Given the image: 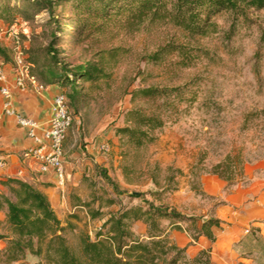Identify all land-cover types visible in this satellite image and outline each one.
Returning <instances> with one entry per match:
<instances>
[{
  "label": "rangeland",
  "instance_id": "obj_1",
  "mask_svg": "<svg viewBox=\"0 0 264 264\" xmlns=\"http://www.w3.org/2000/svg\"><path fill=\"white\" fill-rule=\"evenodd\" d=\"M10 2L26 11L10 23L0 20V62L5 67L13 64L18 51L29 61V46L43 52L55 32L48 12L35 15L33 8L25 9L33 1ZM57 12L64 14L62 7ZM214 23L206 37L146 21L133 28H106L79 44L66 37L58 45L63 62L97 57L109 74L102 88L82 101L71 128L74 141L64 148L65 158L82 164L84 171V186L74 189L59 214L65 225L73 226L66 233L73 249H79L82 236L96 240L110 215L137 205L167 207L199 219V225L201 220L220 218L219 235L231 230L255 235L258 222L264 224V10L239 18L223 13ZM175 46L199 50L200 57L191 67L181 68ZM190 84L188 91L196 93L197 101L182 105L186 111L156 130L153 143L136 149L117 134L130 110L158 113L160 102L133 100L135 91ZM13 129L0 104V147ZM227 167L233 171L231 181L220 176ZM249 196L252 205L246 208ZM5 220L0 212V234L10 236ZM162 224L190 238L194 235L187 221L165 219ZM147 231L145 222L136 223L137 237L145 238Z\"/></svg>",
  "mask_w": 264,
  "mask_h": 264
},
{
  "label": "trees",
  "instance_id": "obj_2",
  "mask_svg": "<svg viewBox=\"0 0 264 264\" xmlns=\"http://www.w3.org/2000/svg\"><path fill=\"white\" fill-rule=\"evenodd\" d=\"M29 1L34 3L28 4L25 9L33 8L35 15L48 12L55 21L51 42L43 51L45 60L40 74L47 85L56 84L64 90L73 124L82 101L99 91L109 74L103 61L97 57L82 62H63L57 47L66 37L70 42L79 44L84 38L106 28L117 25L133 28L146 21L171 24L193 37H206L215 28L214 20L223 13L239 18L247 17L252 11L264 10V0ZM59 7H62L63 15L57 12ZM21 8L10 0H0V20L14 21L18 14L26 11ZM67 10L72 12L71 16L65 14ZM174 50L179 56L176 65L181 68L191 67L201 53L194 48L177 46ZM160 55L161 52L157 60L161 59ZM0 56H4L1 46ZM190 86L171 89L151 87L135 91L133 100L140 98L160 102L158 113L130 110L125 126L119 128L117 134L125 137L127 143L136 149L153 143L156 130L164 128L170 117H179L186 111L181 110L182 105H193L197 101L196 93L188 91ZM72 126L67 132L64 148L74 141ZM232 173L227 167L220 176L231 181ZM0 183L8 189V193L0 189V212L5 213V223L10 232V236L0 234V240L6 241L5 248L0 251V264H212L211 248L188 257L185 249L171 243L168 229L163 227L162 221L191 223L194 231L192 238L196 242L204 236L214 243L217 240L216 231L223 228L218 218L201 220L199 225V219L186 218L167 207L149 204L144 208L137 205L110 215L97 233L96 240L82 236L80 247L75 250L66 237L67 231L73 228L72 224L65 225L44 193L19 179L9 178ZM140 221L148 226L143 239L134 232L136 223ZM29 257L35 261L31 263Z\"/></svg>",
  "mask_w": 264,
  "mask_h": 264
},
{
  "label": "crops",
  "instance_id": "obj_3",
  "mask_svg": "<svg viewBox=\"0 0 264 264\" xmlns=\"http://www.w3.org/2000/svg\"><path fill=\"white\" fill-rule=\"evenodd\" d=\"M29 62L32 64V73L40 81L46 83L41 73V67L45 60L42 50H31ZM6 70L10 79L12 78V65H7ZM47 84V83H46ZM14 102L19 112L27 117L46 124L53 114V102L55 97L64 93V90L56 85H48L44 93H36L32 90L22 92L13 88ZM0 104L2 114L5 119L13 125V131L8 130L6 143L0 147V182L9 178L19 179L36 187L44 193L52 207L58 215L66 210L71 193L77 186H84V171L82 164H74L65 158L66 186L61 187L58 184V178L53 169L48 171L41 170V164L37 160H31L26 164L21 157L22 151L32 147L33 141L27 136L25 129L18 126L15 120L4 114L3 98L0 94ZM0 186L1 183H0ZM245 193H248L245 192ZM252 196L245 198L244 204L249 208ZM255 203H261L260 199H255ZM261 215H264L261 213ZM60 217V216H59ZM220 219V218H218ZM221 220V219H220ZM251 219H249L250 221ZM248 222V221H247ZM256 234L241 233L239 231H228L222 235L217 234V240L212 243L206 237H200L198 242L192 240L186 232L168 230V237L178 248L185 249L188 257L196 256L202 249H212V264H264V224H257ZM220 232V231H219ZM5 242L0 241V249L4 247Z\"/></svg>",
  "mask_w": 264,
  "mask_h": 264
},
{
  "label": "built area",
  "instance_id": "obj_4",
  "mask_svg": "<svg viewBox=\"0 0 264 264\" xmlns=\"http://www.w3.org/2000/svg\"><path fill=\"white\" fill-rule=\"evenodd\" d=\"M32 64L22 52H16L12 64V78L10 79L6 67L0 62V94L3 98L4 114L13 118L27 136L33 141V146L22 151V160L28 164L37 160L42 171L53 169L61 187L66 186V169L64 142L68 130L73 124V117L69 111L67 97L64 93L58 94L53 102V114L46 124H41L23 113L15 106L13 88L26 92L32 90L44 93L48 85L39 80L32 73ZM250 231L247 230L248 234Z\"/></svg>",
  "mask_w": 264,
  "mask_h": 264
}]
</instances>
